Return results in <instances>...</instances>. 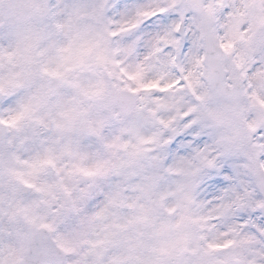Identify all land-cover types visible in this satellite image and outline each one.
I'll return each instance as SVG.
<instances>
[{"label": "snow or ice", "instance_id": "1", "mask_svg": "<svg viewBox=\"0 0 264 264\" xmlns=\"http://www.w3.org/2000/svg\"><path fill=\"white\" fill-rule=\"evenodd\" d=\"M0 264H264V0H0Z\"/></svg>", "mask_w": 264, "mask_h": 264}]
</instances>
